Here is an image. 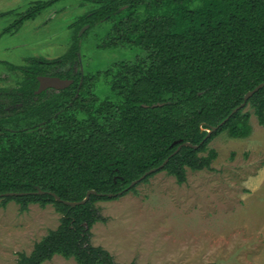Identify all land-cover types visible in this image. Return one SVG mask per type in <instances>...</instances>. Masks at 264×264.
Here are the masks:
<instances>
[{
    "label": "trees",
    "instance_id": "trees-1",
    "mask_svg": "<svg viewBox=\"0 0 264 264\" xmlns=\"http://www.w3.org/2000/svg\"><path fill=\"white\" fill-rule=\"evenodd\" d=\"M55 1L35 3L14 26ZM102 6L94 20H78L79 28L110 15L105 27L115 41L107 46L126 41L141 56L86 72L78 96L80 76H74L65 100L32 99L38 76L57 62L34 58L16 68L23 78L13 102L22 104L7 110L0 101V195L23 193L0 196L3 205L14 200L26 211L33 203L53 204L62 214L30 254L18 253L19 264H43L55 255L77 264H122L92 243L93 225L106 221L96 202L134 190L131 183L151 169L157 170L143 181L166 171L179 184L187 169H211L218 152L208 146L216 135L251 134L248 105L264 125V87L231 115L264 82V0H104ZM80 49L75 42L65 61ZM182 142L198 148L183 146L172 155ZM89 190L96 193L85 204L64 203L83 200Z\"/></svg>",
    "mask_w": 264,
    "mask_h": 264
},
{
    "label": "rangeland",
    "instance_id": "rangeland-1",
    "mask_svg": "<svg viewBox=\"0 0 264 264\" xmlns=\"http://www.w3.org/2000/svg\"><path fill=\"white\" fill-rule=\"evenodd\" d=\"M45 1L50 0H0V15L8 13L0 16V36L18 12ZM94 7L87 0H56L14 34L2 35L0 87L18 85L23 74L17 66L65 54L83 29L70 25ZM88 29L81 36L77 73L113 69L143 54L126 41L108 47L115 38L105 26ZM247 111L251 134L216 135L208 146L218 152L211 169H187L183 184L160 171L124 195L96 202L106 221L93 225L92 243L122 264H264V125L251 105ZM61 217L53 204L33 203L22 211L18 202L3 205L0 198V264H19L18 253L30 254ZM43 264L77 263L55 255Z\"/></svg>",
    "mask_w": 264,
    "mask_h": 264
},
{
    "label": "flooded vegetation",
    "instance_id": "flooded-vegetation-1",
    "mask_svg": "<svg viewBox=\"0 0 264 264\" xmlns=\"http://www.w3.org/2000/svg\"><path fill=\"white\" fill-rule=\"evenodd\" d=\"M87 1H89L91 4H96V7H94L92 10H90V11H88V12H86L84 15H82V16H80V17H78L76 20H75V22L73 23V24H71L70 26H72V27H74L75 28V25H77L76 24V22L78 21V20H80V19H84V18H87L88 17V19L89 20H94L93 18H94V15L93 14H96V12H98V10H100V7L102 8L103 6H102V1H104V0H87ZM32 6V5H31ZM30 6V7H31ZM30 7H29V9H30ZM49 7V6H48ZM47 8V7H46ZM46 8H44V9H46ZM125 8V6H120V7H118L117 8V11H120V10H123ZM28 9V10H29ZM43 9V10H44ZM27 10V11H28ZM42 10V11H43ZM12 12H14V10H11ZM27 11H24V12H18V16H17V19H16V21L14 22V23H18L21 19H23V17L27 14ZM41 11V12H42ZM11 12V13H12ZM40 12V13H41ZM39 13V14H40ZM4 14H8V13H4ZM4 14H1L0 16H4ZM38 14V15H39ZM37 15V16H38ZM36 16V17H37ZM35 17V18H36ZM35 18H28V19H24L23 21H22V23H20L18 26H14V24H12L11 26H9V27H7V28H5V30H3L2 31V33H1V36L0 37H2V35H4V34H14L15 32H17L20 28H21V26L26 22V21H28V20H31V19H35ZM110 18V15L108 16H106L103 20V22H101V23H99V22H94L95 24H94V26L92 27L91 26V22H87V23H85V24H83V25H81L80 26V28H78L77 29V31L79 32V30H81V28H84V27H86V29H88L87 30V32H89V30H91V29H95V28H97V27H100L101 29L103 28V26H105V22L108 20ZM78 26V25H77ZM79 27V26H78ZM8 28H11V31H7V29ZM85 29V30H86ZM109 30H111V29H109ZM108 29H107V31L106 32H109V33H112V32H110ZM83 34V33H82ZM82 34L81 35H78L79 37H81L82 36ZM77 36V35H76ZM76 36L74 37V42L72 43V45L75 43V42H77L78 43V45H80L81 46V40H79V41H76ZM71 45V46H72ZM70 46V47H71ZM69 50H70V48H69ZM68 50V51H69ZM67 51V52H68ZM67 52L65 53V54H63V55H60V56H58V57H56V59H45L44 58V60H47V61H57L56 63H54V64H52L51 66H50V68H49V71L46 73V74H44V75H39V76H51V77H58V78H61V79H69V80H73V83L71 84V85H69V86H67V87H64V88H57V87H48V88H46L45 90H43V91H41V92H37L38 91V89H39V85H40V82H39V85H38V87L33 91V96H32V99H38V98H40V97H42L44 100L45 99H57L58 97L59 98H62V99H64L65 100V96H66V93H65V91L68 89V88H70L73 84H74V82H75V80H74V76L76 77V76H80L79 77V85H78V87H77V96H78V94H79V91H80V88H81V86H82V84H83V82H84V77H85V75H86V73L85 74H83V73H77V71L78 70H76V67L78 66V61H79V55H80V52H81V49L80 50H78L77 51V58H75V59H72V60H70V61H65V56L67 55ZM42 59V58H41ZM67 65L69 66V69H67ZM74 70H75V72H74ZM68 72H69V75H70V77H67V74H68ZM38 76V77H39ZM38 81H39V79H38ZM19 87L16 85V86H3V87H0V101H3V103L5 104V108L7 109V110H11V109H13V108H15V107H18V106H20L22 103H19V102H13V99H15L16 98V96H15V94L13 93V92H17V89H18ZM11 94V96H8V95H10ZM93 96V95H92ZM95 96V95H94Z\"/></svg>",
    "mask_w": 264,
    "mask_h": 264
},
{
    "label": "water",
    "instance_id": "water-1",
    "mask_svg": "<svg viewBox=\"0 0 264 264\" xmlns=\"http://www.w3.org/2000/svg\"><path fill=\"white\" fill-rule=\"evenodd\" d=\"M85 29H86V27H84V28L82 29L80 35L85 31ZM38 79H39L40 85H39V89H38L37 92H41V91L45 90V89L48 88V87L64 88V87H67V86H69V85H71V84L73 83V80H69V79H61V78H58V77H51V76H39ZM263 87H264V82H263V83H260V84H259L258 86H256L254 89L248 91V92L245 94V96H244V102H243L241 105H239L238 107H236V108L232 111L231 115H233L234 113H236L237 111H239L241 108H244V107L246 106V104H247V101H248V100H249V99H250V98H251L256 92H258V91H259L261 88H263ZM228 119H229V117L226 118L222 123H220V125L215 126V127H213L212 129H209V130H208V135H207L206 138H208V137H209L214 131H217L218 128H219L220 126H222V125H223ZM183 146H191V147H194V148H198V145H194V144H192L191 142H182V143L177 147V149L175 150V152H174L172 155L178 153V152L182 149ZM168 161H169V158L166 159L162 165H160L159 169H162V168L167 164ZM156 170H157V169H151L150 171H148L147 173H145L144 175H142L139 179L133 181V182L131 183V185H130V188L133 187V186H135V185L138 184L139 182L143 181V180H144L149 174L155 172ZM34 193L44 194L45 191L38 189V190H37L36 192H34ZM92 193H96V191H95V190H89V191L87 192L86 197H85L83 200H81V201H66V200H64V203H66L67 205H70V206H77V205H80V204H85V203L89 200V198H90V196H91ZM21 194H23V193L8 192V193H5V194H1L0 196H1V197H2V196H17V195H21ZM53 194H54V193H53ZM54 195H55V197H56L57 200H61V198H60L59 196H57L56 194H54Z\"/></svg>",
    "mask_w": 264,
    "mask_h": 264
}]
</instances>
